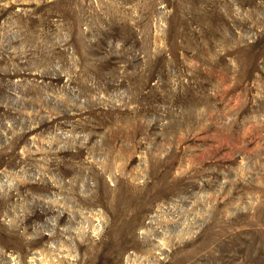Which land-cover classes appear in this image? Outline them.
<instances>
[{
	"label": "rangeland",
	"instance_id": "374dc122",
	"mask_svg": "<svg viewBox=\"0 0 264 264\" xmlns=\"http://www.w3.org/2000/svg\"><path fill=\"white\" fill-rule=\"evenodd\" d=\"M0 264H264V0H0Z\"/></svg>",
	"mask_w": 264,
	"mask_h": 264
},
{
	"label": "bare ground",
	"instance_id": "6f19581e",
	"mask_svg": "<svg viewBox=\"0 0 264 264\" xmlns=\"http://www.w3.org/2000/svg\"><path fill=\"white\" fill-rule=\"evenodd\" d=\"M239 88V87H238ZM13 118H15V117H13ZM224 127V126H223ZM4 133V132H3ZM208 141V140H207ZM234 142V141H233ZM245 142H246V140H245ZM239 144V143H238ZM251 148V147H250ZM224 150V149H223ZM230 151V150H229ZM215 152V151H214ZM17 159V158H16ZM232 160V159H231ZM23 165V164H22ZM12 168V167H11ZM21 170V169H20ZM26 183V182H25ZM33 186V185H32ZM36 186V185H35ZM22 192V191H21ZM149 212V211H148ZM26 224V223H25ZM151 246V245H150Z\"/></svg>",
	"mask_w": 264,
	"mask_h": 264
}]
</instances>
